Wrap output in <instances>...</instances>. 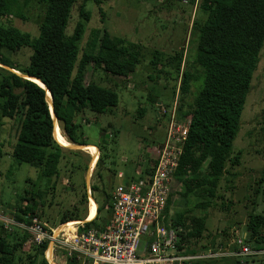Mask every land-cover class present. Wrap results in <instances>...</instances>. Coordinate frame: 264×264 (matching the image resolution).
<instances>
[{
    "label": "trees",
    "instance_id": "16d2710c",
    "mask_svg": "<svg viewBox=\"0 0 264 264\" xmlns=\"http://www.w3.org/2000/svg\"><path fill=\"white\" fill-rule=\"evenodd\" d=\"M77 1L37 0L44 5L45 11L39 34L33 37L7 21L14 13V7L21 6L19 0H0V64L42 81L51 94L58 126L66 139L71 144L91 145L83 140L82 132L78 133L81 126L76 123V116L84 109L106 113L119 104V97L112 89L93 82L86 84L88 67L103 70L114 77L127 78L141 62L142 54L138 44L114 38L105 30L103 33L94 31L79 58V45L85 33V23L90 20V12L82 6L81 20L72 34L67 35L71 11ZM81 1L83 4L92 1L101 5L106 0ZM29 2L23 0V6ZM194 2L190 0L191 4ZM200 13L202 17L193 21L192 35L197 38L194 62L203 71V84L193 104L186 106L184 99L190 86L199 80L188 63L182 73L181 97L175 112L178 121L189 123L172 182V186L178 184L180 189L172 190L165 209L167 220L174 228L181 229V243L190 253H196L193 246L204 238L208 217L194 215L192 209L187 208L171 214V206L175 203L173 198L178 195L183 203H188L191 198L202 199L194 208L205 212V208L218 198L217 190L223 177L236 176L230 170L240 164V153L233 156V142L240 130L241 116L264 44V0H202ZM25 47L32 50L29 63L26 66L15 65L9 56ZM178 63L177 70H180L181 63ZM0 99V130L5 119L20 115L14 159L19 164L37 168L48 181L58 179L64 146L58 141L57 130L56 140L54 138L55 123L47 91L35 82L0 67ZM152 100L158 104L159 100ZM2 155L0 148V160ZM155 163L149 159L144 173L150 174ZM92 189L101 197L100 201L95 200L98 214L94 221L80 227V231L92 227L102 229L111 218L112 194L105 188L99 190L93 186ZM41 199L42 193L39 192L35 196L31 193L29 198L21 197L20 200L27 204L17 207L16 221L29 225L26 216H37L35 208L42 203ZM86 199L84 194L81 202H86ZM80 219L83 218L75 210H67L58 224ZM247 229L251 232L248 243L256 249H263L264 235L258 234L251 222ZM30 239L28 231L9 233L5 224L0 222V264H48L45 258L48 242L38 246L31 243V251L24 257L23 250ZM215 246L213 239L210 246H202L198 250L208 251ZM65 264H80V259L72 254L66 256ZM192 264L240 262L236 258L222 257Z\"/></svg>",
    "mask_w": 264,
    "mask_h": 264
},
{
    "label": "rangeland",
    "instance_id": "374dc122",
    "mask_svg": "<svg viewBox=\"0 0 264 264\" xmlns=\"http://www.w3.org/2000/svg\"><path fill=\"white\" fill-rule=\"evenodd\" d=\"M195 1L191 4L190 0H106L101 5L92 1L86 4L81 0L76 2L67 35L72 34L81 20V7L90 12V20L85 23V33L79 45V58L94 31L103 33L106 30L114 38L138 44L141 62L127 78L114 77L103 70L88 67L86 84L93 82L112 89L118 94L119 104L103 114L84 109L76 116L75 121L81 126L78 133L82 132L83 140L91 145L83 150L63 147L58 179L48 181L37 168L19 164L14 159L20 115L4 120L0 130L3 154L0 160V207L4 219L0 222L5 224L9 233L26 231L23 224L15 219L17 207L27 204L20 200L21 197L42 193V203L36 206L35 211L39 220L48 226L59 225L67 210H75L83 218L75 221H84L88 217V191L95 200L101 199L93 186L99 190L105 188L112 194L122 182L117 178L119 173L132 178L136 169L145 168L149 159L156 156L154 149L165 143L171 129H177L171 125L181 97L182 73L188 63L199 80L190 86L184 99L186 106L193 104L203 84V71L194 62L197 38L192 35L193 21L202 17V0ZM19 3L21 6L14 7V13L7 21L22 32L38 36L44 5L37 0H30L26 6H23V0ZM31 54L32 50L25 47L9 57L15 65L26 66ZM178 62L181 63L180 70H177ZM251 85L240 130L233 142V156L240 153V164L230 170L236 176L223 177L217 190L218 198L205 208V212L194 208L202 199L191 198L188 203H183L178 195L173 198L175 203L171 206V214L187 208L192 209L194 215L208 217L204 238L193 246L197 250L210 246L213 239L215 249H232L235 237L240 234L244 233L249 239V222L258 234L264 235V44ZM152 98L159 100L158 104ZM187 123L181 121L180 125ZM68 144L74 145L69 141ZM89 147L98 153L96 163L88 153ZM171 189L178 191L180 188L175 184ZM84 194L86 202H81ZM94 199H91V217L95 215ZM31 245L28 242L24 247V257L30 253ZM55 255L54 260L58 264H65L64 251ZM252 264H264V259Z\"/></svg>",
    "mask_w": 264,
    "mask_h": 264
},
{
    "label": "built area",
    "instance_id": "2783aa9c",
    "mask_svg": "<svg viewBox=\"0 0 264 264\" xmlns=\"http://www.w3.org/2000/svg\"><path fill=\"white\" fill-rule=\"evenodd\" d=\"M196 2V1H195ZM188 125H180L173 116L168 139L154 149L155 164L150 174L145 168L136 169L135 176L127 178L119 173L122 182L112 193V214L109 223L102 229L92 227L80 231L86 223L94 221L98 214V204L89 192L88 217L84 222H68L57 226L42 223L37 216H26L29 225L22 226L31 236L30 243L41 245L48 242L45 252L48 264H58V252L66 256L76 254L80 264H192L196 261L215 258H236L240 264H251L264 259V248L256 249L248 243L246 235L240 234L233 241V248L227 250H195L190 253L182 245L180 228H174L165 215V209L172 192V182L183 144L187 137ZM94 199L97 207L91 217L90 204ZM0 207V220L4 219ZM6 222V221H3ZM51 256V259H50Z\"/></svg>",
    "mask_w": 264,
    "mask_h": 264
},
{
    "label": "water",
    "instance_id": "95a60500",
    "mask_svg": "<svg viewBox=\"0 0 264 264\" xmlns=\"http://www.w3.org/2000/svg\"><path fill=\"white\" fill-rule=\"evenodd\" d=\"M0 67H3V68H5V69H7V70H9V71H11V72H13V73L21 76V77H23L25 79L31 80V81L35 82L37 85H39L41 88H43L44 90H46L47 91V94H48V97H49L50 111H51V114H52L54 123H58L57 122L56 115L54 113V107H53V101H52L51 94H50L49 90L46 88L45 84L42 81H40L39 79H36V78H32V77L26 76L24 74H21L20 72L14 70V69H12V68H10L8 66H4V65H1L0 64ZM54 138L56 140L55 131H54ZM86 147H87V145H76V144H74V145L69 146L68 148L83 150ZM77 222H84V221H77Z\"/></svg>",
    "mask_w": 264,
    "mask_h": 264
},
{
    "label": "bare ground",
    "instance_id": "6f19581e",
    "mask_svg": "<svg viewBox=\"0 0 264 264\" xmlns=\"http://www.w3.org/2000/svg\"><path fill=\"white\" fill-rule=\"evenodd\" d=\"M58 123H55V137H56V130L59 132V139L58 141L61 143V145H63L64 147H69L70 145L68 144V140L66 139V137L64 136L63 132L61 131L60 127L58 128ZM88 153L91 155L92 159L94 161H97L98 159V153L93 149V148H88ZM93 205L96 207V205L93 203ZM90 210H91V204H90ZM73 223L69 224V226H72L74 224L75 221H71ZM51 259V256H50ZM55 264V263H52Z\"/></svg>",
    "mask_w": 264,
    "mask_h": 264
},
{
    "label": "crops",
    "instance_id": "0c3cea01",
    "mask_svg": "<svg viewBox=\"0 0 264 264\" xmlns=\"http://www.w3.org/2000/svg\"><path fill=\"white\" fill-rule=\"evenodd\" d=\"M95 162V161H94ZM96 163V162H95ZM91 168V167H90Z\"/></svg>",
    "mask_w": 264,
    "mask_h": 264
}]
</instances>
